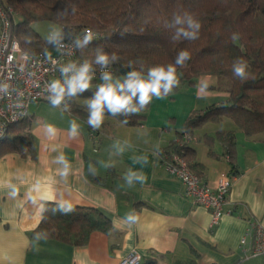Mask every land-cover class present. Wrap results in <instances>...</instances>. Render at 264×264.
Listing matches in <instances>:
<instances>
[{
  "label": "crops",
  "instance_id": "crops-1",
  "mask_svg": "<svg viewBox=\"0 0 264 264\" xmlns=\"http://www.w3.org/2000/svg\"><path fill=\"white\" fill-rule=\"evenodd\" d=\"M180 85L163 99L153 98L142 124L128 126L105 115L95 131L62 108L46 113L40 102L32 103L28 115L35 156L11 152L0 157V264H118L131 250L140 253L141 264H264V256L244 259L239 245L251 221L264 224V133L245 134L235 123L221 127L225 117L194 131L188 144L203 164V180L213 186L222 173L231 177L226 208L232 213L211 227L210 211L184 195L158 150L177 138L193 110L223 102L226 84L215 75H200L194 84ZM73 120L79 126L76 136L70 132ZM230 130L234 167L219 136ZM118 149L121 155L115 154ZM60 153L71 164L66 179L53 162ZM144 156L146 164L134 163V157ZM129 169L142 171L146 182L128 186ZM10 185L18 189L15 198ZM47 201L101 209L113 228L93 231L82 246L32 237ZM133 210L139 221L127 228L121 221Z\"/></svg>",
  "mask_w": 264,
  "mask_h": 264
},
{
  "label": "trees",
  "instance_id": "trees-1",
  "mask_svg": "<svg viewBox=\"0 0 264 264\" xmlns=\"http://www.w3.org/2000/svg\"><path fill=\"white\" fill-rule=\"evenodd\" d=\"M11 7L12 34L22 50L28 54L52 55L54 46L41 37L31 24L36 21L56 23L65 34L64 41L82 37L86 29L94 34L93 41L84 50H77L70 62L92 60L95 50L102 46L108 53H116L119 62L112 66L116 75H125L129 61L144 72L149 67L174 63L179 51L187 50L191 59L178 67L180 84L192 85L200 75H215L226 84L227 96L221 103H212L202 110H193L185 119L177 138L158 150L164 163L165 155L178 153L186 158L191 170L201 179L203 164L195 161L188 143L179 144L184 134L207 122L230 118L245 134L264 133V0H0ZM189 13L201 28L195 40H174L173 30L167 27L175 14ZM18 17V19H15ZM234 33L239 39H232ZM242 59L248 65L246 80L234 77L232 65ZM119 69L117 72L116 70ZM226 77V78H224ZM99 70L92 88L73 98L69 112L87 123L88 111L80 98L90 99L100 84ZM228 79L229 82H227ZM179 84V85H180ZM178 90L175 88L172 92ZM171 94V93H170ZM48 101V100H47ZM49 102V101H48ZM149 106V105H148ZM148 108V107H147ZM130 116H113L119 122L135 126L146 118V110ZM30 117L8 125L0 137V157L16 152L35 156ZM89 126V125H88ZM224 155L229 156L234 146V132L220 131ZM228 160L234 167L232 158ZM164 165V164H163ZM71 206L62 211L60 205ZM113 228L110 217L101 209L47 201L42 208L39 224L31 231L32 237L54 239L73 246L85 245L93 231L109 232Z\"/></svg>",
  "mask_w": 264,
  "mask_h": 264
},
{
  "label": "clouds",
  "instance_id": "clouds-1",
  "mask_svg": "<svg viewBox=\"0 0 264 264\" xmlns=\"http://www.w3.org/2000/svg\"><path fill=\"white\" fill-rule=\"evenodd\" d=\"M167 27L173 30V39L195 40L199 38L200 22L189 13L175 14ZM65 39L63 31L54 30L48 37V42L52 46L59 47ZM94 34L86 29L82 37H73L72 43L77 50H84L93 41ZM232 39H239V34L234 33ZM191 59L187 50L178 52L175 62L167 65H156L149 67L144 72L143 65L140 70L134 67L135 62L129 61L127 68L131 70L123 75V79L111 71L113 65L119 62L116 53L104 51L102 46L95 50V56L92 60H84L81 63L70 62L60 67L61 78L52 80L47 85L48 101L54 108H62L68 111L70 101L80 94L92 88V81L99 70L102 83L95 87V91L87 102L88 117L87 123L92 130H98L105 118L106 112L113 116H123V123L127 124L129 117L140 113L151 104L153 98L163 99L172 91L179 87L180 80L177 75L178 67H184L186 62ZM117 72L119 69L116 70ZM234 77L240 80H246L249 76L248 65L242 59H237L232 65ZM5 86H0V90H5ZM49 132L54 129L49 126ZM79 126L73 120L70 125V132L76 136ZM119 144L117 141L113 147ZM123 149H118L115 154L121 155ZM134 163H147V157H134ZM60 165V175L66 179L71 171V164L63 153L57 155L53 161ZM146 176L142 171L134 172L129 169L124 180L128 186H133L136 182L141 184L146 182ZM10 197L15 198L18 195V189L15 185H10ZM62 211H71V206L60 205ZM139 221V215L135 210L125 214L122 218V225L131 228ZM39 239V236H37Z\"/></svg>",
  "mask_w": 264,
  "mask_h": 264
},
{
  "label": "built area",
  "instance_id": "built-area-1",
  "mask_svg": "<svg viewBox=\"0 0 264 264\" xmlns=\"http://www.w3.org/2000/svg\"><path fill=\"white\" fill-rule=\"evenodd\" d=\"M13 10L0 2V137L9 124L28 115L29 106L48 100L47 85L61 78L60 67L70 63L76 53L73 43L63 41L52 55H32L24 52L12 34ZM97 74V73H96ZM192 136L184 134L177 139L179 144L188 143ZM164 167L169 174L177 177L183 185V193L193 204L210 211V225L215 226L225 214L232 213L226 208L227 195L231 188V177L222 173L213 186L208 185L193 170L185 157L178 153L165 155ZM239 245L243 258L264 256V224L257 220L249 223L240 238ZM137 250L119 260L118 264H141Z\"/></svg>",
  "mask_w": 264,
  "mask_h": 264
},
{
  "label": "rangeland",
  "instance_id": "rangeland-1",
  "mask_svg": "<svg viewBox=\"0 0 264 264\" xmlns=\"http://www.w3.org/2000/svg\"><path fill=\"white\" fill-rule=\"evenodd\" d=\"M15 19H18V17H16ZM31 26H32V28L35 31H37L41 35L42 38H44L46 40H48V37H49L50 33L53 32L54 30H59L60 31L59 26L56 23H53L51 21H36V22H33L31 24ZM118 77H120L122 79L121 76H118ZM224 78H226V77H224ZM225 80H227V82H229L228 79H225ZM98 83H102L100 78L98 79ZM180 88H182V85H179L178 90ZM79 100H80V103H82L86 107V110H87L88 98H80ZM38 105L46 113H48L49 110H51V108H54V107L51 106V104L48 101H42ZM32 107H34V106H32ZM113 121H118V120L114 119ZM220 124H221L220 125L221 127H224L226 125H227L226 127H228L229 124L234 126V122L230 118H223V121Z\"/></svg>",
  "mask_w": 264,
  "mask_h": 264
}]
</instances>
